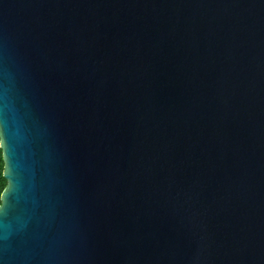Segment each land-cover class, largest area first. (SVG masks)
Masks as SVG:
<instances>
[{
	"label": "water",
	"instance_id": "1",
	"mask_svg": "<svg viewBox=\"0 0 264 264\" xmlns=\"http://www.w3.org/2000/svg\"><path fill=\"white\" fill-rule=\"evenodd\" d=\"M0 264H264V0H0Z\"/></svg>",
	"mask_w": 264,
	"mask_h": 264
},
{
	"label": "trees",
	"instance_id": "2",
	"mask_svg": "<svg viewBox=\"0 0 264 264\" xmlns=\"http://www.w3.org/2000/svg\"><path fill=\"white\" fill-rule=\"evenodd\" d=\"M6 162L4 158V150L1 145L0 137V206L3 203V193L8 186V180L5 178Z\"/></svg>",
	"mask_w": 264,
	"mask_h": 264
}]
</instances>
